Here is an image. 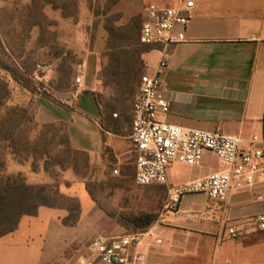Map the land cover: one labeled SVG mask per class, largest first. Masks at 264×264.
Listing matches in <instances>:
<instances>
[{
  "label": "rangeland",
  "instance_id": "rangeland-1",
  "mask_svg": "<svg viewBox=\"0 0 264 264\" xmlns=\"http://www.w3.org/2000/svg\"><path fill=\"white\" fill-rule=\"evenodd\" d=\"M53 1L47 4L46 0H1L0 31L7 49L5 58L15 60L28 71L37 91L25 90L0 69V93L5 95L0 124L9 131L16 129L19 147L14 154L1 150L0 162L5 175L22 174L31 184L53 183L60 188L56 203L62 208L42 207L39 216H24L16 232L19 239H32L31 256L37 261L40 257L44 264H78L80 257L90 253L97 234L114 236L136 231L133 225L120 221L121 214L156 213L165 197L161 189L136 183L131 139L123 144L131 164H125V159L120 162L115 153L94 159L74 149L88 144L87 132L97 130L95 120L100 121L93 91L102 93L103 101L113 107L115 88L105 86L101 79L108 60V42H121L125 34H132L128 56L131 62L137 61L135 18L142 20L144 12L129 18L120 10V0ZM115 15L121 16L117 22ZM107 25L117 28L118 38H110ZM78 77L81 83L77 82ZM3 85L8 86L7 91ZM77 93L80 95L74 98ZM40 97L54 99L53 112L61 122L39 119ZM72 98L79 99L76 109L63 104V100ZM132 107L131 104L126 116L128 121ZM114 111L118 117L114 113L111 116L123 121L120 109ZM128 121L123 125L126 128ZM65 124L73 139V150L67 146ZM87 180L92 182L98 201L89 193ZM78 204V222L73 224L71 216L66 223L70 209Z\"/></svg>",
  "mask_w": 264,
  "mask_h": 264
},
{
  "label": "crops",
  "instance_id": "crops-1",
  "mask_svg": "<svg viewBox=\"0 0 264 264\" xmlns=\"http://www.w3.org/2000/svg\"><path fill=\"white\" fill-rule=\"evenodd\" d=\"M181 1L120 0L119 7L130 18L141 12L145 16L150 3L174 6ZM194 2L187 39L173 46L168 66L161 73L164 96L170 101V111L161 119L187 128L222 130L238 137L241 146L247 148L254 136L264 138V0ZM159 56L154 49L143 54L147 73L156 72ZM74 98L63 100V104L76 109L79 99ZM53 101L40 97L38 116L42 122L60 121L53 112ZM97 108V130L87 132L88 144H80L81 150L94 159L115 153L120 162L125 159V164H131L123 144L131 139L132 110L130 120L122 121L102 115ZM127 121L128 128L123 126ZM103 123L111 129H105ZM71 143L74 146L72 136ZM132 146L134 151L133 142ZM256 146L264 147V142ZM134 166L136 175L135 152ZM222 168L218 157L206 151L198 166L172 163L168 185L201 178ZM150 186L161 189L165 201L150 227L153 235H148L141 247L146 264H264V231L253 224L243 225L264 212V203L259 199L264 183L253 190L234 192L226 202L195 193L184 195L175 205L167 204V185ZM232 226L241 231L240 236H231ZM18 228L1 237L0 264H44L40 257L37 261L30 254L32 239L17 237ZM156 238L162 243L158 244Z\"/></svg>",
  "mask_w": 264,
  "mask_h": 264
},
{
  "label": "built area",
  "instance_id": "built-area-1",
  "mask_svg": "<svg viewBox=\"0 0 264 264\" xmlns=\"http://www.w3.org/2000/svg\"><path fill=\"white\" fill-rule=\"evenodd\" d=\"M194 6V0H182L174 6L151 3L145 8L141 27V42L157 50L160 56L156 72H145L141 76L132 108L130 137L136 155L135 180L142 186L155 183L167 185L168 205H175L184 195L195 193L226 202L234 192L253 190L264 183V147L256 146L264 142V138L254 136L249 146L244 148L238 137L222 130L187 128L161 119L170 111L161 73L168 66L173 46L187 39L186 29ZM77 82L81 83V77L77 78ZM206 151L218 157L223 165L221 170L178 185H168L172 163L198 166ZM259 199L264 203V192ZM245 224H253L264 231V212L248 219ZM229 231L235 238L241 234L236 226L230 227ZM148 235H153L151 228L114 236L97 234L90 253L80 257L78 264H146L141 247ZM156 242L160 244L162 239L156 238Z\"/></svg>",
  "mask_w": 264,
  "mask_h": 264
},
{
  "label": "trees",
  "instance_id": "trees-1",
  "mask_svg": "<svg viewBox=\"0 0 264 264\" xmlns=\"http://www.w3.org/2000/svg\"><path fill=\"white\" fill-rule=\"evenodd\" d=\"M46 3L53 4V0H46ZM135 18L138 22V60L131 62L128 46H131L134 39L132 34H125L123 41L120 42L117 39L115 42H108L107 64L102 69V80L105 86H112L115 88L113 95L114 103L111 108V103L105 102L102 99V93L93 91L96 103L101 111L102 115H110L116 113L119 115L116 109H120L122 117L125 120L129 109L134 105L139 92V85L141 76L144 74L143 69H146V63L143 59V54L153 50L150 45L143 44L140 39L141 27L144 21ZM121 16L115 15L114 21H119ZM120 26L119 28H121ZM107 31L110 38H118L120 33L117 28L107 25ZM136 42V43H137ZM126 43L125 47L124 44ZM135 44V43H134ZM6 46L4 37L0 31V69L6 71L11 80L17 83L20 87L28 90L29 92L37 91V84L32 77L28 74V71L15 60L5 58ZM134 50V49H133ZM4 90H8L7 85H3ZM6 93V98L8 96ZM5 95L0 93V106L4 105ZM53 99V98H52ZM54 100V99H53ZM132 102V103H131ZM133 108V107H132ZM116 115V116H117ZM112 117V116H111ZM103 127L108 129L107 124L103 123ZM65 131L67 135V146L73 150L71 138L67 125L65 124ZM16 129L10 131L5 129L3 124H0V151L9 150L10 154L17 153L19 151L18 143L16 140ZM75 150L87 153L84 150L74 148ZM107 148H105V153ZM88 154V153H87ZM87 189L92 198L98 201V198L94 192L93 184L87 180ZM60 188L53 183L31 184L27 182L22 174H3L2 163L0 162V239L4 235L14 232L21 219L26 216H35L39 213V209L42 206L58 207L62 208V205L56 203L57 197L60 195ZM77 213H76V211ZM81 207L78 204L75 208L70 209V214L65 219L74 216L73 224L79 220ZM76 215H73L75 214ZM158 213L154 212H141V213H126L120 215V221L126 225H133L136 228L135 232L145 231L150 228L156 221Z\"/></svg>",
  "mask_w": 264,
  "mask_h": 264
}]
</instances>
